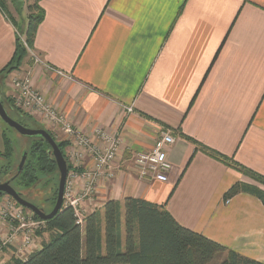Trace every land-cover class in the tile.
<instances>
[{
    "label": "crops",
    "instance_id": "0c3cea01",
    "mask_svg": "<svg viewBox=\"0 0 264 264\" xmlns=\"http://www.w3.org/2000/svg\"><path fill=\"white\" fill-rule=\"evenodd\" d=\"M31 2L0 0V96L12 100L9 77L30 70L34 86L97 144L98 128L120 134L87 208L143 198L264 262L263 202L245 192L225 198L238 181L264 185L211 155L264 176V0H40L44 16L32 49L40 62L30 54L4 80L16 50V17L25 29ZM162 130L175 136L169 178L139 179L134 156ZM52 131L71 156L72 140ZM91 164L87 155L79 169ZM43 233L37 250L49 239Z\"/></svg>",
    "mask_w": 264,
    "mask_h": 264
},
{
    "label": "trees",
    "instance_id": "16d2710c",
    "mask_svg": "<svg viewBox=\"0 0 264 264\" xmlns=\"http://www.w3.org/2000/svg\"><path fill=\"white\" fill-rule=\"evenodd\" d=\"M31 1L26 28L21 32L17 27L15 54L2 69L1 73H6L4 80L11 71L19 69L29 55L23 41L33 49L35 33L44 14L38 4L40 0ZM6 100H3L5 107L12 110V100L9 97ZM5 138L9 145V138ZM40 143L32 150L34 160L28 158L19 175L27 185L37 180V172L57 169L49 152L50 145L44 140ZM59 145L62 149L63 144ZM211 155L264 184L263 175L240 166L232 158L218 153ZM5 156L9 158L8 154ZM241 192L258 197L264 204V190L241 181L225 192V198ZM34 217L40 219L36 214ZM44 231L51 233L41 249L24 260L13 258L9 264H264L182 225L164 205L143 198L108 200L101 210L89 213L83 225L76 222L71 207L63 206L45 221V229L39 233Z\"/></svg>",
    "mask_w": 264,
    "mask_h": 264
},
{
    "label": "built area",
    "instance_id": "2783aa9c",
    "mask_svg": "<svg viewBox=\"0 0 264 264\" xmlns=\"http://www.w3.org/2000/svg\"><path fill=\"white\" fill-rule=\"evenodd\" d=\"M29 54H32L35 63L40 62L39 57L31 48H29ZM58 73L64 74L60 70ZM8 84L13 92L14 109L26 116L38 118L50 130L60 128L72 140L75 148L72 150L71 156L68 155L67 158L72 168L69 169L65 184L63 205L71 207L76 222L83 225L85 217L95 211L89 210L86 204L94 198L96 183L105 170L111 166L121 146L119 133L114 134L97 129V138L103 142L102 145L97 144L96 138L89 137L74 127L45 94L34 86L30 70L15 72L9 77ZM126 112H133V107L127 106ZM174 142L175 136L171 131L162 130L149 150L137 152L134 156L137 177L147 181L151 179L167 181L173 168L167 158V150ZM87 155L92 159L91 167L80 170L81 161ZM78 180L82 184L80 193L74 190ZM43 226H45V221L36 219L30 211L15 200L4 199L0 204V251L5 248L15 255L17 254L15 258L26 259L37 250L34 234L37 229ZM16 239L20 242H16ZM16 243L20 244L18 252L10 247ZM0 264L9 263L6 260H1Z\"/></svg>",
    "mask_w": 264,
    "mask_h": 264
},
{
    "label": "rangeland",
    "instance_id": "374dc122",
    "mask_svg": "<svg viewBox=\"0 0 264 264\" xmlns=\"http://www.w3.org/2000/svg\"><path fill=\"white\" fill-rule=\"evenodd\" d=\"M16 18H18L16 20L19 21L18 23H16L18 29L21 32L24 31L23 30L24 26L23 24L20 23V17H16ZM23 43L27 51L29 52L28 44L26 43V41H23ZM5 105L8 106V104H5ZM8 111L10 112L11 116L14 119H17L19 122H21L25 126H28L31 128H45L43 124L41 123V121L38 120V118L29 117V116L25 117V115L19 113L18 111L14 109L11 110L10 108H8ZM45 129H47L48 131H51V133L54 135V132L52 130L48 128H45ZM98 129L108 132L107 130L103 128H98ZM6 136L9 138V145H7L6 143V139H7L5 138ZM28 138L30 137L22 136L16 130L9 127L0 117V182H4L6 179L11 177V175L14 172H16L17 166L21 159L22 152L25 149L29 151L28 158L30 160L33 158L34 160V155L31 157L34 145L38 143V146H39L41 143L40 141H35V140L28 139ZM54 138L56 141H58L55 136ZM8 146L9 148H7ZM5 154H8L9 158H7ZM63 154L66 156L64 151H63ZM67 158L68 157L66 156V159ZM37 174H38L37 180L30 185H27V183L20 176L18 177L16 181H14V185L16 188L21 189L23 192H25L26 195H28L33 201L37 203V205L43 206L45 212L49 213L56 204V199L58 195V185H59V172L57 169H55L54 171L52 170L50 172H47V171L37 172ZM74 190L75 192L80 193L82 191V187H76ZM4 199H13V198H11L10 196L2 197L0 199V204H2ZM41 231H42V228H39L35 231L34 241L36 244H38V242L40 241L38 240V237L40 238V236L44 234V233L40 234L39 232ZM44 232L46 233V237L49 238L51 232L49 231H44ZM16 242H20V240L16 239ZM10 247L16 252H18V248L20 247V244L16 243L15 245H12ZM16 255L12 253L10 250L8 251L7 249L3 248L2 251H0V261L6 260V262L9 263L13 258L16 257Z\"/></svg>",
    "mask_w": 264,
    "mask_h": 264
},
{
    "label": "water",
    "instance_id": "95a60500",
    "mask_svg": "<svg viewBox=\"0 0 264 264\" xmlns=\"http://www.w3.org/2000/svg\"><path fill=\"white\" fill-rule=\"evenodd\" d=\"M0 96V117L1 119L11 128L16 130L22 136L30 137V138H38L46 141L50 145V153L54 157L58 172H59V185H58V195L56 199V204L51 212L47 213L43 209L39 208L37 205L32 202L27 201L22 198L20 193L12 186L10 180L0 182V197L3 196H11L15 201L30 209L35 214L39 216L40 219L46 221L51 219L54 215H56L64 206V189L67 180V176L69 173V165L68 161L63 154L61 146L57 143L53 135L45 128H31L25 126L17 119H14L8 109L5 107L3 100ZM27 158V151H24L23 156L21 158V162L19 164V170L22 169Z\"/></svg>",
    "mask_w": 264,
    "mask_h": 264
},
{
    "label": "flooded vegetation",
    "instance_id": "af4514ba",
    "mask_svg": "<svg viewBox=\"0 0 264 264\" xmlns=\"http://www.w3.org/2000/svg\"><path fill=\"white\" fill-rule=\"evenodd\" d=\"M51 132V131H50ZM28 139H31V140H40V141H42L41 139H38V138H28ZM24 151H27V158H26V161H27V159H28V154H29V151L27 150V149H25ZM24 151L22 152V155H21V158H22V156H23V153H24ZM50 152V151H49ZM26 161H25V163H26ZM20 162H21V159H20ZM20 162H19V164H20ZM25 163H24V165H25ZM19 164H18V166H17V169H16V172H14L12 175H11V177H9L8 179H6L5 181H7V180H10V182H11V184H12V186L18 191V193H20V195H21V197L22 198H24V199H26L27 201H29V202H32L33 204H35V205H37V203L35 202V201H33L28 195H26V193L25 192H23L21 189H18V188H16L15 187V185H14V181H16L17 179H18V177H19V175L21 174V172H22V170H23V168H24V165H23V167H22V169L21 170H19ZM57 170H58V168H57ZM11 197V196H10ZM2 197H0V199H1ZM12 198V197H11ZM15 200V199H14ZM39 208H41V209H43L44 210V208H43V206H39V205H37ZM24 207V206H23ZM25 209H27L28 211H30L32 214H35L33 211H31L30 209H28V208H26V207H24ZM45 211V210H44ZM51 212V211H50ZM37 215V214H36ZM40 220H42V219H40ZM44 221V220H43Z\"/></svg>",
    "mask_w": 264,
    "mask_h": 264
},
{
    "label": "bare ground",
    "instance_id": "6f19581e",
    "mask_svg": "<svg viewBox=\"0 0 264 264\" xmlns=\"http://www.w3.org/2000/svg\"><path fill=\"white\" fill-rule=\"evenodd\" d=\"M34 215V214H33Z\"/></svg>",
    "mask_w": 264,
    "mask_h": 264
}]
</instances>
